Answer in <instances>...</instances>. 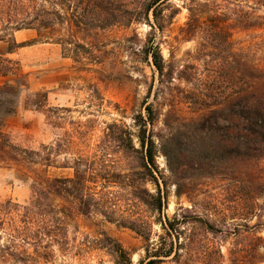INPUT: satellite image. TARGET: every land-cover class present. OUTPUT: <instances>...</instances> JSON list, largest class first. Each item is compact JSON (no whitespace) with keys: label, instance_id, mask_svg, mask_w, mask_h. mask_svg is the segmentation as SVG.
I'll return each instance as SVG.
<instances>
[{"label":"trees","instance_id":"16d2710c","mask_svg":"<svg viewBox=\"0 0 264 264\" xmlns=\"http://www.w3.org/2000/svg\"><path fill=\"white\" fill-rule=\"evenodd\" d=\"M182 9L186 21L177 40L195 44L177 66L163 60L156 35ZM141 23L150 32L140 53L155 77L142 112L133 117L135 134L123 125L109 127L115 144L111 152L105 147L100 154L72 153L71 162L57 163L51 146L30 150L14 145L0 117V168L15 169L30 184L28 203L0 204V264H57V258L58 264H72L93 249L104 251L113 264H132L130 253L104 233L94 241L78 239L75 221L80 217H99L135 233L143 242L139 264H223L218 234L223 243L227 236L237 239L234 231L240 226L248 227L264 187L259 168L264 166V58H255L252 46L239 47L234 35L259 32L256 37L264 41V0H0V41L8 43L7 53L54 44L62 56L74 54L83 66L100 63V35ZM22 30L34 31L35 39L17 44L14 34ZM20 86L6 84L0 92L19 96ZM152 94L153 100L171 98L166 119L179 124L165 142L153 132L159 114L148 102ZM158 153L167 175L156 164ZM116 154L117 160L109 159ZM214 166H226L230 176L229 198L223 203L205 191L193 194ZM51 169L72 173L56 177ZM188 172L198 185H181ZM170 185L176 199L185 195L190 209L179 208L168 219L163 210ZM142 213L157 217L151 221ZM154 224L160 228L156 238ZM258 240L248 252L233 244L230 264H264V254L256 253L264 251ZM242 252L251 255L248 261L240 259Z\"/></svg>","mask_w":264,"mask_h":264},{"label":"rangeland","instance_id":"374dc122","mask_svg":"<svg viewBox=\"0 0 264 264\" xmlns=\"http://www.w3.org/2000/svg\"><path fill=\"white\" fill-rule=\"evenodd\" d=\"M172 4L177 7L181 5L178 1H173ZM185 21L186 12L182 9L166 25L163 32L156 35V42L166 63L178 66L187 59L186 52H193L194 42L181 43L177 40L178 29ZM149 32L148 25L141 23L127 30L117 28L100 35L99 45L103 47L96 52L99 64L83 66L74 60L76 57L74 54L62 56L60 47L54 44L25 45L16 49L14 54L1 58L0 88L7 83L11 87L23 83V86L19 87L21 91L19 96L6 90L0 92V117L4 122V131L12 143L30 150H37L41 145L51 146L58 153L54 155L56 162L63 163L71 162L72 153L100 154V150L105 147L111 152L115 144H112L108 133L109 127L114 123L125 126L134 135L136 129L133 126V117L142 112L147 90L153 76L155 77L153 67L140 53ZM258 34L259 32L239 33L234 35V41L239 42V47L252 46V51H256L255 58L260 59L264 58V41L256 37ZM28 35L27 32L23 34V38H15L16 43L28 42L32 38V36L28 38ZM2 44L8 48V43ZM17 70L20 75H17ZM2 73L9 75L4 77ZM174 85H178L176 81ZM178 86L183 88V85ZM154 91L155 87L152 93ZM164 98L166 99L160 97L153 100L152 94L148 99V102L153 101L154 108L159 114L153 132L163 142L179 127L176 121L166 119L171 98L168 96ZM179 107L186 115L187 110L183 105ZM132 138L137 147L135 137ZM66 152L71 155L65 154ZM108 157L110 160H117L116 157L119 155ZM156 164L167 175L164 158L160 153L157 154ZM259 168L264 177V166L260 164ZM71 173V170H50V174L56 177L70 176ZM185 175L180 182L183 187H194L200 183L190 172ZM229 178L226 166H214L209 177L200 180L204 183L203 187L198 186L196 192L193 189V194L205 191L218 203H223V199L229 198L228 188L231 184ZM148 188L151 189V186ZM167 191L168 204L163 210L164 217L170 219L179 208L190 209L185 195L176 199L173 185H170ZM261 191L256 200V211L247 222L248 227L243 225L234 231L238 238L227 236L221 243L218 237L222 235L218 234L215 239L216 246L220 245L224 256L223 264H230L229 251L233 249V244H237L239 248L244 246L248 252V245L259 242L260 238L261 245L264 246V187ZM29 199L30 184L25 177L13 168H0V204L10 200L23 205L28 203ZM141 210L143 208H140ZM134 211L137 212V209ZM142 215L148 216L151 221L157 217L156 214ZM75 225L78 228V239L94 241L104 233L116 240L130 253L132 264H139L144 256L142 240L128 229L103 223L99 217L91 219L80 217L75 221ZM153 234V238L160 234L157 224L153 225ZM256 253L261 256L264 251L258 248ZM239 256L243 260L246 259L244 256L247 257L248 261L251 255L242 252ZM56 263H60L59 258L56 259ZM72 264H113V261L104 251L93 249L83 253L81 260L75 259Z\"/></svg>","mask_w":264,"mask_h":264},{"label":"crops","instance_id":"0c3cea01","mask_svg":"<svg viewBox=\"0 0 264 264\" xmlns=\"http://www.w3.org/2000/svg\"><path fill=\"white\" fill-rule=\"evenodd\" d=\"M24 32L25 33H27V32L29 33V35H28L29 37L28 38H30L32 36V38L29 39L28 41H31V40H34L35 39L36 35H35V32L34 31H31V30H22V31H18V32H16L14 34V40H15V38H23V34H25ZM31 32L33 33V35H31ZM2 43H5V42H1L0 41V58H3L4 56H9V55H12V54L15 53V52H13V53H7V48ZM1 78H2V76H1Z\"/></svg>","mask_w":264,"mask_h":264}]
</instances>
